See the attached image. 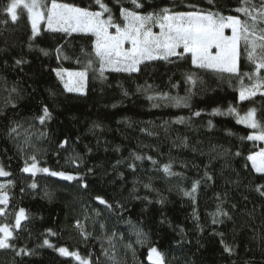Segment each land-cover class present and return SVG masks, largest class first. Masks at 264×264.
Returning a JSON list of instances; mask_svg holds the SVG:
<instances>
[{"label": "trees", "instance_id": "1", "mask_svg": "<svg viewBox=\"0 0 264 264\" xmlns=\"http://www.w3.org/2000/svg\"><path fill=\"white\" fill-rule=\"evenodd\" d=\"M8 2L0 0V166L10 173L9 203L0 206L6 207L0 226L13 227L20 208L28 218L19 230L13 227L12 246L0 249V264H78L62 256L60 247L92 264H149L150 247L164 254L166 264H264V188L256 190L264 185V174L247 160L263 145L248 140L253 131L228 114L229 107L238 114L255 109L264 126V96L240 101L235 77L195 68L190 57L145 61L138 72L105 71L101 77L94 37L41 29L33 39L26 11L17 10L12 22L3 11ZM57 2L99 10L94 0ZM104 2L119 18L120 5ZM141 2V14L162 7L190 11L188 5L194 4L239 15L234 12L239 0ZM89 59L93 64L87 68ZM240 67L251 70L243 48ZM59 68H87L83 93L64 90L54 71ZM189 74H194V85ZM164 94L185 98L187 106ZM44 107L51 119L41 124ZM214 109L221 114H212ZM135 155L144 159L135 160ZM32 156L41 168L82 179L25 173ZM133 164L135 170L129 167ZM165 164L177 175L166 176ZM195 182L196 191L185 195ZM218 210L227 215H214ZM138 231L143 243L137 242ZM45 239L52 247L43 244Z\"/></svg>", "mask_w": 264, "mask_h": 264}, {"label": "snow or ice", "instance_id": "2", "mask_svg": "<svg viewBox=\"0 0 264 264\" xmlns=\"http://www.w3.org/2000/svg\"><path fill=\"white\" fill-rule=\"evenodd\" d=\"M120 5L119 18L113 14L112 8L104 0H94V4L99 10H89L69 3H58L57 0H10L3 9L11 18L12 22L18 19V9L26 11L27 17L31 23L32 38L34 39L40 32V25L45 23L47 30L50 32H61L68 36L73 33H80L94 37L92 51L94 52L95 61L98 63V71L101 77L105 71L134 73L139 71V65L145 61L162 59L169 61L171 57L184 59L190 57L193 67L206 70L212 73L228 74L235 77L239 84V100L245 101L255 97L257 94L264 96V0H239V6L234 9L239 15H224L219 10L210 11L200 9L197 5L190 4V11H173L169 7L159 8L158 11L141 14L139 9L144 8L141 0H125L131 4V8L124 6L121 0H115ZM210 5H214V0H208ZM105 14L107 17L105 18ZM5 23L7 21H4ZM114 29V31H111ZM153 29H159L154 31ZM230 30V34H226ZM128 45V47H126ZM245 59L251 65L250 71H241L240 57L241 49ZM57 53L62 54L61 48L56 49ZM44 55L48 52L41 49ZM59 58V56H58ZM67 58V57H65ZM19 65L22 60H17ZM93 60L87 61V68L92 67ZM87 68L80 72H66L63 69L54 70L56 76L64 82L67 91L83 92L87 79ZM67 77V79H65ZM245 78L249 81L245 84ZM187 80L195 84L194 74L187 75ZM127 94V93H125ZM165 99H172L178 105L184 103L183 97H168L164 94ZM151 99V97H150ZM212 114H221L219 109H214ZM228 114L237 116V123L244 124L251 129H258L254 135L247 136L248 140L264 142V126L256 119V110L249 109L248 112L239 116L234 107L228 108ZM195 115L199 116L197 112ZM39 122L44 124L46 120L51 119V113L47 107L43 108V115ZM211 125V121H209ZM13 132L16 129H12ZM67 141L61 144L63 147ZM240 153H236L239 155ZM135 160H142L144 157L135 155ZM32 163H25L22 169L25 173L35 176L37 173H45L49 176L59 177L66 181L82 179L63 171H52L47 167H39L35 156L31 158ZM151 160V157H147ZM251 162L255 172L264 174V148L247 157ZM156 164L155 160H152ZM135 170V165H129ZM162 171L166 176L177 175L172 172L171 164H165ZM10 173L0 166V177H7ZM207 175V173L205 174ZM208 179H211L209 176ZM199 182H195L192 187L191 195L196 191ZM87 187L86 184L82 185ZM5 185H0L3 189ZM33 189L37 187L35 183L30 185ZM145 187H150L145 185ZM264 185L256 190L261 191ZM264 195V191H261ZM100 204L111 209L112 205L108 204L101 197H96ZM9 203L8 194H0V205L7 206ZM5 208H0V216H4ZM214 215H227L226 212L218 210ZM24 208H20L15 214L14 228L19 230L21 222L26 220ZM213 219V223H216ZM13 227L8 224L0 226V249H7L12 245L9 243L14 238ZM76 227L81 230V235L87 238L83 226L79 221ZM103 227V225H101ZM49 234L55 235L48 230ZM139 243L144 234L137 232ZM116 233H113L115 236ZM111 241V238H109ZM44 245L52 247L50 242L45 239ZM130 247V245H129ZM24 249H20L23 252ZM62 256H71L78 264H92L86 258H82L77 252H69L67 248L58 249ZM225 251L230 252L229 247ZM114 258V257H113ZM150 264H166L165 256L156 247H150L148 256Z\"/></svg>", "mask_w": 264, "mask_h": 264}, {"label": "rangeland", "instance_id": "3", "mask_svg": "<svg viewBox=\"0 0 264 264\" xmlns=\"http://www.w3.org/2000/svg\"><path fill=\"white\" fill-rule=\"evenodd\" d=\"M19 10V9H18ZM30 25H31V23H30ZM44 30V31H48L47 30V26H46V24L45 23H42L41 25H40V30ZM154 31H159V29H153ZM111 31H114V29H112ZM80 34V33H79ZM226 34H230V30H226ZM126 47H128V45H126ZM59 69H63V68H59ZM63 70H65L66 72H80V71H69V70H66V69H63ZM65 79H67V77H65ZM60 80V79H59ZM60 82H61V84H62V86H63V88H64V90L65 91H67L66 89H65V87H64V82L63 81H61L60 80ZM84 88H85V85H84ZM83 91H84V89H83ZM67 92H69V91H67ZM71 93H77V94H80V93H83V92H77V91H73V92H71ZM248 112V110L246 111V112H244V113H240V114H238L239 116H243V115H245L246 113ZM233 115V114H232ZM234 117H235V119H236V121H237V116L236 115H233ZM242 125H244V124H242ZM245 126V125H244ZM247 127V126H246ZM249 128V127H248ZM251 129V128H250ZM252 131H253V133L254 134H256L257 132H258V129H251ZM259 142H261V141H259ZM262 143V145H263V147L262 148H264V142H261ZM261 150V149H260ZM259 150V151H260ZM258 151V152H259ZM251 163V162H250ZM252 166V165H251ZM255 171V170H254ZM7 184H8V176L7 177H0V185H5V187L3 188V189H0V193H7ZM2 208H4V207H2ZM0 235H2V234H0Z\"/></svg>", "mask_w": 264, "mask_h": 264}, {"label": "water", "instance_id": "4", "mask_svg": "<svg viewBox=\"0 0 264 264\" xmlns=\"http://www.w3.org/2000/svg\"><path fill=\"white\" fill-rule=\"evenodd\" d=\"M0 194H2V193H0ZM0 206H3V205H0ZM148 263L150 264V262L148 261Z\"/></svg>", "mask_w": 264, "mask_h": 264}]
</instances>
